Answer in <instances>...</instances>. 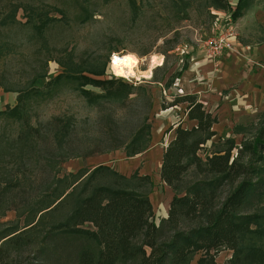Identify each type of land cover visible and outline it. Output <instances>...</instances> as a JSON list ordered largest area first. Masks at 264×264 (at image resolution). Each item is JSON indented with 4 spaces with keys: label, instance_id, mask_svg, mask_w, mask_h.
<instances>
[{
    "label": "trees",
    "instance_id": "1",
    "mask_svg": "<svg viewBox=\"0 0 264 264\" xmlns=\"http://www.w3.org/2000/svg\"><path fill=\"white\" fill-rule=\"evenodd\" d=\"M255 1L238 0L232 9L229 0H207L211 12L231 11L234 19ZM128 2L137 5V0ZM173 2L182 4L181 17L186 18L190 1ZM72 3L79 7L78 23L94 16L89 9L92 0ZM45 6L36 0H0V28L28 26L44 36L56 22L71 21L66 3ZM52 10L60 16L51 14ZM9 47L10 42L0 36V57L9 54ZM115 49L91 60H77L70 50L57 60L64 67L61 73L40 88L34 82L46 77V67L36 72L30 84L19 90L17 103L0 110L4 120L19 123L14 136L0 134V264H13L27 249L34 250L41 263H51L55 254L59 259L72 254L75 264H217V253L230 249L232 255L225 264H264V112L256 122L234 127L235 133L243 134L239 143L234 136L220 137L204 155L216 135L218 116L195 94L177 95L162 103L166 108L186 102L188 119L196 124H178L164 149L160 176L174 195L168 215L159 223L150 197L154 182L149 174L136 170L127 175L108 163L61 174V164L72 157L66 149L75 120L56 115L46 124L35 125L30 110L32 101L45 98L63 81L74 83L78 94L98 110L105 104L124 107L137 99L146 108L128 140L76 156L119 147L134 156L151 143V87L107 74ZM185 67L167 79V87ZM45 134L47 138L42 139ZM40 139L47 157L32 155ZM44 174L48 180L44 181ZM8 211H15L16 216L4 221ZM87 223L93 228L86 227Z\"/></svg>",
    "mask_w": 264,
    "mask_h": 264
},
{
    "label": "rangeland",
    "instance_id": "2",
    "mask_svg": "<svg viewBox=\"0 0 264 264\" xmlns=\"http://www.w3.org/2000/svg\"><path fill=\"white\" fill-rule=\"evenodd\" d=\"M36 1L44 6L53 4L52 8L66 3V11L70 15L71 21L56 22L44 32V36L38 35L28 26L18 25L14 28H0L1 38L10 42L9 54L0 57V110L13 107L17 103L19 90L30 84L36 72H40L46 67V77L39 78L34 82V85L40 88L61 73L64 67L57 60L66 56L70 50L74 51L77 60H91L94 57L104 58L109 48L114 47L116 51L111 53V57L115 53L131 52L140 59L138 65L140 71L151 70L149 76L118 77L129 82L149 85L154 102L158 100L161 105L163 102L168 103L177 95H184L185 91L179 84V78L175 79L170 87L166 86L167 79L185 64L189 66L190 62L194 61L193 59L202 56L205 60L210 59L206 55L205 40L220 31H224L227 27L228 15H220L217 20L216 15L212 13L213 9L211 12V8L208 7L207 0H189L190 6L186 18L181 17L184 14V11L180 10L182 4L174 3L173 0H137L136 6H132L128 0H92L93 6L89 9L94 10L95 14L86 23H78L76 20L75 16L78 14L79 7L72 3L73 0ZM214 10L219 11V9ZM51 14L60 16L58 10H52ZM255 26L259 30L258 26ZM236 34L235 32L232 36ZM258 34L257 31L256 35L258 36ZM246 40H243L242 35L239 36L240 43L246 42ZM236 46L238 47V45ZM236 46L233 48L234 50H237ZM226 51L229 50H225L220 56L212 60L216 61L217 64L223 55L229 54L230 51ZM111 57L107 74L117 77L110 66ZM153 78L158 79V81H151ZM88 87L99 90L98 87ZM142 103V99H137L124 107L105 104L102 110H98L88 105L84 98L78 94V91L74 89V83L63 81L55 86L45 98L32 101L31 122L35 125H43L56 115L74 118L76 126L66 149V152L72 157L61 164V174L76 171L85 166L93 168L99 165H95L96 163L108 161L103 159L104 154L117 156L114 158L115 164H112V167L117 169L120 167V161L128 162L131 160L124 147L106 153H94L90 156L76 155H82L94 148L111 147L116 142L118 145L119 142L128 140L132 131L139 125L142 114L146 110ZM186 105H177V116L174 119L184 126H190V121L183 115ZM157 113L152 109L150 115L152 126L159 123ZM262 113L258 112L249 120L246 118L244 124L256 122ZM18 127L19 123L16 120L12 118L4 120L0 117L1 135L12 137ZM166 130L161 129V135L157 139H166L167 134L165 133L168 132ZM251 131L248 130V133ZM232 136L236 138L238 143L243 138L241 133H232ZM220 137L217 134L207 143L208 147L204 155L211 152L212 142L218 141ZM45 138H47L46 134L42 139ZM42 139L39 140L40 146L33 150V156L39 154L47 157L49 155L42 147ZM159 158L160 156L156 151L152 163L154 170L150 175L154 182L150 197L154 210L156 209L155 220L157 223L162 218L159 215L162 205H168L173 194L172 188L166 187L158 177L157 163ZM39 168L40 166H37L36 172L41 176L42 172ZM125 173L130 175L132 172L128 169ZM47 175L50 176L51 173L48 172ZM47 175L44 174V181L49 179ZM15 216V211H8L3 220H12ZM86 227L93 228V225L87 223ZM231 255L232 250L222 249L216 255L217 264H225ZM41 262L34 250L27 249L23 254L16 257L13 264H55V262L57 264H75V259L72 254L66 255L65 259H59L58 255L55 254L51 263L47 260L44 261L45 263Z\"/></svg>",
    "mask_w": 264,
    "mask_h": 264
},
{
    "label": "crops",
    "instance_id": "3",
    "mask_svg": "<svg viewBox=\"0 0 264 264\" xmlns=\"http://www.w3.org/2000/svg\"><path fill=\"white\" fill-rule=\"evenodd\" d=\"M229 1L232 9H234L238 0ZM213 13L216 15L217 20L220 15H228L226 25L231 26L234 33H237L231 37L234 47L238 45V47L236 46L237 50L226 51L229 54L221 56L222 58L220 57L221 59L217 64L212 59L205 60L204 56L193 59L194 61L190 62L189 66L187 65L177 78H179V84L184 89L185 94H195L197 100L202 102L207 110L218 116L214 129L216 135L218 134L219 137L223 136L224 138L232 136V133H235L234 127L237 124H244L246 118L249 120L258 112H264V0H256L237 19L231 16V11L219 10L216 12L213 9ZM255 25L258 26L259 30ZM257 31L258 36L256 35ZM240 35L243 36V40L247 39L246 42H239ZM201 58L204 60L202 61ZM186 106L183 115L188 119ZM177 107L175 105L162 108L160 102L155 100L153 110L158 112L159 123L152 126L149 147L142 153L130 156L131 160L128 162L120 161V167L117 170L123 173L128 169L130 172L138 170L140 174L151 175L154 170L152 163L157 151L160 156L157 163L158 177L166 187L171 189L161 179L160 169L164 149L174 137L176 126L180 124L174 119L177 116ZM189 121L190 126L196 124L195 120ZM161 129L163 131L167 129L166 132L168 131L165 133L167 137L164 140L157 139L161 135ZM104 155L103 159L108 161H99L100 163L95 165L102 163L115 164L114 158L117 156ZM171 199L168 206L162 205L159 213L161 217L168 215Z\"/></svg>",
    "mask_w": 264,
    "mask_h": 264
},
{
    "label": "bare ground",
    "instance_id": "4",
    "mask_svg": "<svg viewBox=\"0 0 264 264\" xmlns=\"http://www.w3.org/2000/svg\"><path fill=\"white\" fill-rule=\"evenodd\" d=\"M139 62H140L139 57L134 53L131 52H123L122 54L115 53L111 57L110 66L114 74H116L117 76H123V77L149 76L151 70L140 71L138 69Z\"/></svg>",
    "mask_w": 264,
    "mask_h": 264
},
{
    "label": "built area",
    "instance_id": "5",
    "mask_svg": "<svg viewBox=\"0 0 264 264\" xmlns=\"http://www.w3.org/2000/svg\"><path fill=\"white\" fill-rule=\"evenodd\" d=\"M234 30L231 26H227L224 31L214 34L213 37L205 40L206 55L210 59H215L220 56L225 50H232L234 47L231 37Z\"/></svg>",
    "mask_w": 264,
    "mask_h": 264
}]
</instances>
